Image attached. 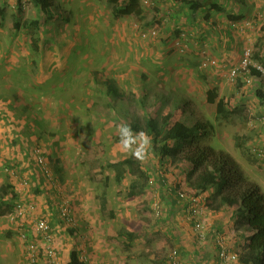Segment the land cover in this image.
Segmentation results:
<instances>
[{
    "label": "rangeland",
    "instance_id": "374dc122",
    "mask_svg": "<svg viewBox=\"0 0 264 264\" xmlns=\"http://www.w3.org/2000/svg\"><path fill=\"white\" fill-rule=\"evenodd\" d=\"M125 1L54 0L55 8L42 16L43 26L37 33L41 38L40 50L35 52L30 32L24 27L14 28L17 0H0V12H4L3 16L0 13V185L15 188V191L20 189L8 175L6 164L17 162L16 159L20 161L21 150L26 153V149L30 159L35 161L32 150L40 146L44 149L42 153L58 158L64 168L60 180L51 165L53 182L44 183L45 190L40 195L33 193L34 187H29L21 196L35 206V216L44 217L52 224L51 243H46L43 236L37 238L40 261L44 264L49 246L58 251L62 264H69L75 251L78 256H86L90 264H173L175 249L180 241L185 242L180 240L184 236L180 224L168 233L159 229L163 226L158 224L161 193L157 189L149 188L146 195L129 198L132 177L129 175L117 186L113 172L104 167L105 161L138 159L119 150L117 127L121 123L116 116L131 119L120 105L118 114L112 111L108 118L103 114L107 101L104 91L93 81V70L105 72L126 92L145 100L150 112L155 109L156 96H164L168 104L162 105L159 112L165 118L176 107L186 105L195 118L211 129L209 144L230 153L246 178L264 190V125L258 119L264 117V101L256 96L254 87L246 86L241 79L233 83L229 78L230 70L241 61L246 37L230 31L231 45L229 48L225 45L222 51L226 31L232 29L238 33L230 24L257 11L254 0H244L245 5L220 0L219 4L229 15L213 12L208 21L215 18L222 29L216 26L215 30L213 25L208 27V32H199L195 25V30L181 29L188 35L187 46L193 41L197 54L188 50L181 52L175 47L179 39L178 26L182 25L174 24L167 17V11L171 12L168 3L172 1L160 4L152 0L150 6L140 3L142 17L134 14L117 19L113 11ZM23 2L22 24L41 17L28 1ZM162 15L168 18L167 23ZM154 29H158L157 37L150 36ZM259 34L255 35V41L264 42V28ZM208 59H216V65L202 68V63ZM254 85L264 90L263 84ZM214 88L219 90L220 98L231 104L230 109L241 108L243 113L236 114L230 121L217 120L215 104L207 101V92ZM19 96L25 97V101L17 100ZM26 103L30 104L28 118L24 109ZM129 111L145 117L140 109ZM250 118L255 122L254 127L248 124ZM41 124H44L42 133L39 132ZM38 135H42L39 141ZM236 136L248 140L249 158H244L235 147ZM140 161L135 162L140 173H151L146 160ZM166 169L175 179L173 167ZM106 180L108 188L104 186ZM104 193L115 209L114 217L100 212L99 197ZM68 198L74 205L78 240L70 237L58 218V201L66 202ZM211 202L208 196L200 202L207 222L211 219L209 213H222L224 209L223 203ZM10 208L9 204L0 210V264H28L26 246L9 222ZM26 222L33 237V223L30 219ZM124 228L142 229L147 239L139 238L129 246L128 241L116 235ZM190 230L192 232V228ZM187 234L186 242L190 245L193 235L188 237ZM230 237L236 239L234 234ZM239 246L237 242L234 250Z\"/></svg>",
    "mask_w": 264,
    "mask_h": 264
},
{
    "label": "trees",
    "instance_id": "16d2710c",
    "mask_svg": "<svg viewBox=\"0 0 264 264\" xmlns=\"http://www.w3.org/2000/svg\"><path fill=\"white\" fill-rule=\"evenodd\" d=\"M116 1L110 0L111 3H115ZM207 1L210 9L214 12L224 15L228 13L219 4L218 0H213V2L211 0H175L178 5H183L185 8L188 7L194 13L201 11ZM234 1L241 5L244 4V0ZM17 3V9L13 18L14 28L20 30L24 27V29L30 32L31 45L33 50L38 52L40 50L41 38L37 36V33L41 32L43 26L41 19L42 16H45L46 12H50L55 8L54 0H28V3L38 10L41 17L36 20L26 21L24 24L21 21L24 2L23 0H17ZM0 13L3 16L4 12L1 11ZM134 14L139 17L143 15L139 0H127L113 11V15L117 19ZM235 21L240 20L237 18ZM233 23L236 22H232L230 24L231 27ZM177 35L179 38L180 33ZM254 60L264 64L263 41L259 40L254 46ZM91 76L97 87L101 91H104L107 102L103 114L107 118L112 111H116L118 114L117 106L120 105L127 110V114L131 119L130 121L123 120L118 114L116 117L120 120V123L129 124L133 132H146L151 139L148 155L143 161H140V163H143L146 160L145 164L148 163L147 167L151 173L143 172L141 174L139 168L135 166V162H138V160L133 161V158L105 161L104 167L113 172V180L116 185L120 186L130 175L132 180L128 188L129 198L142 197L147 194L149 188L157 189L161 193V202L159 200L157 206L158 224L163 226L162 229H159L168 233L169 229L175 227L176 224H180L182 226V235L188 233V237L193 235L192 239L194 241L210 245L209 251L213 264H220L221 253L224 249L227 255L239 252V259L236 264H264V190L260 185L246 178L239 163L230 153L224 150H217L209 144L208 141L212 133L211 129L207 128L206 123L195 118L192 110L186 105L176 107L173 111L169 112L170 114H167L166 118L163 117L159 110L163 108L162 105L168 104V100L164 96H159V94L155 98V109L153 112H150L145 100L132 92H126L115 78L107 76L105 72L100 70H93ZM251 76L259 78L256 72H252ZM201 77L207 79L203 74H201ZM253 87L256 88L255 92L259 100L264 101V90L261 87L257 88L255 85ZM18 99L25 101V97L23 96H19ZM207 101L210 104H215V117L217 120L230 121L236 114L243 113L244 111L241 108L238 110L234 108L230 109L231 104L226 102L224 98H220L217 88L207 92ZM131 108L140 109L145 117L139 116L138 113L131 114L129 111ZM24 109L27 113L26 117H30V104H24ZM258 119L261 120L263 117H258ZM20 120L23 119L20 118ZM39 127V132L42 133L44 131V124L39 125ZM36 139L38 141L41 140L42 135ZM21 141L23 143V139ZM234 145L244 158L251 156L248 140L236 136L234 138ZM37 149L41 150V152L44 151L40 146L35 148L32 150L33 158L34 156L36 157L34 151ZM24 151L26 153H22L20 161L16 159L17 162L6 164L8 175L17 184V179L14 177L16 170L19 172V175L31 172L33 174L34 193L40 195L45 190L43 188L45 186L44 183H49V181L44 177L46 173L37 162V157L33 161L30 159L28 151L26 149ZM43 155L45 156L44 153ZM46 158L60 180L63 179L64 168L59 159H52L47 155ZM24 165L27 167L22 169ZM169 167H173L172 173L176 174L178 178L177 176L175 179L172 177L166 169ZM108 185L109 182L106 180L104 182L105 188H108ZM206 196L212 201L211 203H223L226 222L224 227H220L215 231L212 226L208 225L210 232L205 239H202L195 233L193 228L194 222L189 218V201L196 200L195 205L200 204ZM17 197L15 189L11 190L7 185H0V210H3L4 207H9L10 204L11 213L13 211V201ZM99 205L103 216L114 217L115 209L107 193L99 197ZM191 216L199 217V215L196 216L194 214ZM67 231L71 238L74 240L79 239L78 226L75 225L68 228ZM233 234L236 238L234 240L230 239V236ZM116 235L128 241L127 244L129 246L135 240L146 238L147 236L142 229L132 230L130 228L120 229L116 232ZM182 239L185 242L180 241L178 249L174 251L177 264H194L190 263V254L187 248L188 246H193L192 241L189 245L184 236L180 240ZM237 242L240 246L235 251L234 247ZM198 249L200 253H198L197 258H200L202 247H198ZM194 258L196 260L195 264H199L197 258L195 256ZM40 264L44 263L40 262ZM69 264L84 263L80 262L79 256L75 251L70 256Z\"/></svg>",
    "mask_w": 264,
    "mask_h": 264
},
{
    "label": "built area",
    "instance_id": "2783aa9c",
    "mask_svg": "<svg viewBox=\"0 0 264 264\" xmlns=\"http://www.w3.org/2000/svg\"><path fill=\"white\" fill-rule=\"evenodd\" d=\"M139 2L143 6H150L152 4V0H139ZM254 2L257 6V11L255 12V14L252 17L242 21L241 23L236 22L232 24V28L238 31L239 33H244L253 28H259L260 26H264V0H254ZM157 35L158 29H154L151 31V37H157ZM187 36L188 35L186 34V32L181 30L180 37L175 43V47L181 52H185L187 50ZM216 63V59H208L206 62L202 63V68L208 66L214 67ZM252 72H256L259 78L252 77ZM229 78L231 82L236 84L238 80L241 79L242 82L249 87H253L256 81H260V83H262L264 86V64H261L258 61L254 60V46L249 44L244 47L241 61L238 66L230 70ZM259 122L264 125V117L263 119L259 120ZM254 123V120L250 118L248 124L251 127H254ZM34 153L37 157V162L40 166H42V169L46 173L45 178L49 182H53L54 175L52 169L50 168V165L45 162L43 153L39 149L35 150ZM12 173L14 174V172ZM17 179H19L18 185L20 189L16 191L18 197L15 199V201H13V211L9 214V222L16 228V231L20 233L21 241L26 246L25 250L28 264H40L41 255H39V249L37 248V238L43 236L46 243H51L53 237L51 235L52 229L46 218L35 216V206L32 203H27V201L23 200L21 197L24 195V192L29 189V187H33L31 183V178L29 176H23L22 178L17 176ZM66 200V202H62V200L58 201V203L60 204V208H58V218L65 226L73 227L76 225L74 207L69 198ZM195 202L196 200H193L191 202L189 201V214L194 222L193 228L195 233L202 239H205L207 234L210 232V229H208L207 221H205L204 217L202 216V208L200 204L195 205ZM192 214L196 216L199 215V217L191 216ZM26 219H30L33 223V237L31 235V231L28 229ZM173 255L174 256L172 257V263L177 264L175 254ZM45 257L47 263L49 264H62L58 251L53 247L49 246L47 248ZM238 259V253L227 255L224 249L221 253L220 262L223 264H236ZM79 260L84 264H90L88 258L83 254L79 256Z\"/></svg>",
    "mask_w": 264,
    "mask_h": 264
},
{
    "label": "crops",
    "instance_id": "0c3cea01",
    "mask_svg": "<svg viewBox=\"0 0 264 264\" xmlns=\"http://www.w3.org/2000/svg\"><path fill=\"white\" fill-rule=\"evenodd\" d=\"M157 1L160 4H164L166 1H172V3H170V2L168 3V8H170L171 12L167 11L168 12L167 13L168 14L167 17L170 20H172V22L174 24L175 23H180L182 25V27L178 26V28H180L178 30V31H180L179 33H181V29L186 31V29H187L186 27H188V29L190 28L191 30H195L194 25L196 26V28H197V30L199 32H206V31L208 32V27L211 26V25H213V26L215 25V27L211 26L215 30H216L217 27L221 28L220 24L216 22L215 18L212 21H208V16L212 15L213 12H214L213 10L210 9V5H208V1L206 3L205 7L202 8L201 11L196 12V13L190 11L188 7L185 8L183 5H178L177 2H175V0H165V1L164 0H157ZM219 1L220 0H218V2ZM211 2H213V0H211ZM244 5H245V3H244ZM171 13H175V15H172ZM220 14H222V13H220ZM228 15H229V13H228ZM162 17H164V20L167 23L168 22V18L165 15H162ZM250 17H252V16H250ZM250 17H247V18H250ZM247 18L241 19L240 22L246 20ZM173 19H175V20H173ZM178 21H180V22H178ZM237 22H239V21H237ZM259 28L263 29L264 26H260ZM259 28H253V29L248 30V31H246L244 33H239V32L237 33L235 31H233L232 29H229L228 32L226 31L225 39L223 38L224 41L221 40V41H223V44H224L222 51L225 49V47H226L225 45H227L228 48L231 45L232 39H231V34H229L230 31L233 32L234 34L240 35L241 37H246L245 38L246 39L245 45L251 44L252 46H255V44L257 43L255 41V35H260L259 31L261 29H259ZM190 29L188 31H190ZM179 33L177 32V34H179ZM191 42H192V44L194 43L193 41H191ZM192 44H190L191 45L190 47H187V50L194 52V54H197L196 53L197 51L196 52L194 51V49L192 47ZM194 45L197 46L198 43H195ZM227 51H228V49L225 51L224 54H226ZM255 83H259V82H255ZM259 85H261V84L259 83ZM254 89L256 90V88H254ZM21 151L23 153V150H21ZM21 157H22V154H21ZM215 213L216 212H214V211H212V213H209L211 221L208 218V225L212 226L214 231L216 229H219L220 227L221 228L224 227L225 226V222H226V219L224 217L225 216L224 210L222 211V213H218V214H215ZM208 229H210V228L208 227ZM184 237H185V235H184ZM191 241H192V244H193V246H192L193 248H191V247L188 248L189 254H190V256H189L190 257V263H194V264L196 263V260H195L194 256L196 258L198 257V253H200L198 247H199V245L200 246L202 245L201 246L202 249L200 250L201 251V256H200V258H197V260L199 261V264H213L212 256H211L210 251H209L210 245H208V244L206 245L205 243L198 242V241L196 242L193 239ZM219 263L221 264L220 261H219Z\"/></svg>",
    "mask_w": 264,
    "mask_h": 264
},
{
    "label": "clouds",
    "instance_id": "9594fccd",
    "mask_svg": "<svg viewBox=\"0 0 264 264\" xmlns=\"http://www.w3.org/2000/svg\"><path fill=\"white\" fill-rule=\"evenodd\" d=\"M256 82H258V81H256ZM260 84L262 85V83H260ZM117 133L119 136V150L121 152L130 153L136 159L141 160V161H143L146 158V156L148 155V150L151 147V139L147 135L146 132H144V131L133 132L132 127L129 124L121 123L117 127ZM44 158H45V162H47V164H49L48 160L46 158V154H45ZM49 165L51 166V164H49ZM51 169H52V167H51ZM52 172H53V170H52ZM18 173H19L18 171L17 172L15 171L14 177L16 179H17V176L20 178H22L23 176H29L31 178V181H32L31 182L32 186L34 187L33 180H32L33 174L31 172H28L29 174L23 173L20 175ZM53 175H54V173H53ZM17 183H18V179H17ZM54 183H55V180H54ZM54 183H52V184H54ZM34 191H35V189L33 190V193H34ZM73 207H74V205H73ZM74 216H75V213H74ZM75 220H76V217H75ZM60 222H61V220H60ZM50 226L52 227V224H50ZM76 226H77V221H76ZM68 228H71V227L66 226L65 229H68Z\"/></svg>",
    "mask_w": 264,
    "mask_h": 264
}]
</instances>
